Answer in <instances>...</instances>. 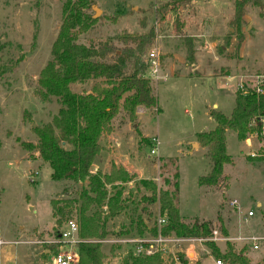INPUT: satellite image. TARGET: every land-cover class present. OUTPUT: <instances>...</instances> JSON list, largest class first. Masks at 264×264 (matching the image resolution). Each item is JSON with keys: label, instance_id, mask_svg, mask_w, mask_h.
I'll use <instances>...</instances> for the list:
<instances>
[{"label": "rangeland", "instance_id": "rangeland-1", "mask_svg": "<svg viewBox=\"0 0 264 264\" xmlns=\"http://www.w3.org/2000/svg\"><path fill=\"white\" fill-rule=\"evenodd\" d=\"M163 2L92 0L89 13L94 17L95 9L100 10L96 24L77 35L79 44H109L120 52L128 47L124 38L155 33L142 60L149 64L145 77L158 107H140L135 122L121 112L113 120L112 132L101 138L102 150L94 163L102 166L98 171L103 173L114 160L121 168L127 162L133 177L123 186L122 214L107 225L103 251L112 254L115 249L111 248L122 246L125 256L133 253L136 224L154 227L166 218L158 202L148 201L152 194L141 180L158 177L154 183L159 191H173L178 173L177 206L182 221L191 227L210 222L212 231L224 239L209 240L222 253L231 244L243 250L251 264L264 262V245L254 252L245 241L264 235V140H256L253 131L247 137H252L248 146L234 131H227V153L233 164L225 166L220 187L216 186L220 191L215 193L203 191L198 184L199 177L211 170L206 149L191 146L196 134L215 129L211 111L230 116L240 85L253 86L264 76V0L262 7L247 5L240 22L234 20V0H194L159 13ZM63 4L64 0H0V240L5 242L0 246V264H53L59 244L51 202L78 198L87 186L86 182L54 181L50 165L23 145H36L32 129L51 122L61 108L57 98L44 102L36 90L62 24ZM188 38L194 42V63L187 58ZM114 59L112 53L105 61ZM153 60L158 64V78L150 75ZM94 84L90 80L71 89L90 93ZM233 200L239 202V210L231 206ZM248 210L256 216L245 221ZM72 220L79 226L75 215ZM113 228L119 230V239L112 237ZM170 237V242L159 246L164 264L189 262L195 255L198 264L218 261L206 240ZM79 239L83 241L80 235Z\"/></svg>", "mask_w": 264, "mask_h": 264}, {"label": "trees", "instance_id": "trees-1", "mask_svg": "<svg viewBox=\"0 0 264 264\" xmlns=\"http://www.w3.org/2000/svg\"><path fill=\"white\" fill-rule=\"evenodd\" d=\"M162 1L159 13L190 4L194 0ZM249 4L262 7V0H234L235 21H241L244 8ZM91 8L92 0H64L62 24L52 46L51 59L39 75L36 90V95L44 102L57 98L61 108L51 122L32 129L38 139L36 145L23 144L26 149L38 152L50 165L54 181L87 183L78 198L54 199L51 202L57 237L74 215L77 218L79 235L83 240L77 245L80 255L78 264H104L107 256L101 241L108 235V223L123 212V186L133 180L129 172L121 167H113L107 174L100 171L93 173V165L102 150L101 138L112 132L113 120L121 112L124 111L130 121L135 122L140 107L149 110L158 107L152 84L145 77L149 64L142 60L144 50L152 44L155 33L150 31L131 39L124 38L123 42L128 47L120 52L109 44L101 47L79 44L77 35L88 32L96 24V18L89 13ZM129 43L135 47L129 46ZM112 53L115 59L106 62L105 58ZM187 58L194 63V42L190 39ZM90 80L95 81L90 93L72 91L73 84ZM263 114L264 93L250 92L244 95L240 90L236 93L235 107L230 116L217 110L211 111L210 116L216 122L215 129L196 134L197 143L206 149V156L211 163L210 172L198 179L199 186H218L224 176L225 166L233 164L232 156L227 153V131H234L238 140L244 141L257 128L251 126L252 122ZM178 179L179 175L176 174L173 191H159L153 181L141 180L151 191L152 196L148 201L160 204V213L166 216L167 223L150 229L144 225L141 230L139 226L143 224L138 222V237L175 235L178 238H198L206 240L212 254L221 262L251 264L243 250L237 251L228 244L222 253L209 240L213 236L210 222L191 227L182 221L177 206ZM166 183L170 184L168 181ZM108 187L113 190L112 195H109ZM123 263L164 264V260L161 252L151 256L132 253Z\"/></svg>", "mask_w": 264, "mask_h": 264}, {"label": "built area", "instance_id": "built-area-1", "mask_svg": "<svg viewBox=\"0 0 264 264\" xmlns=\"http://www.w3.org/2000/svg\"><path fill=\"white\" fill-rule=\"evenodd\" d=\"M159 74V68L158 64L152 61V66L150 67V75L153 76V78H158ZM264 76H260L257 80V82L251 86V85H240L241 93L246 95L250 92H255L257 94H263L264 93ZM252 127H257L254 131L255 134H253L254 138L256 140H264V114L258 118V120H254L251 124ZM248 146H251L252 144V137L247 138L245 140ZM152 153H155L154 150H152ZM251 156L255 157L256 154L254 152L251 153ZM232 207H239V202L237 200L231 201ZM256 216V212L254 210H248L244 214V220L248 221L251 218H254ZM167 223L166 218H161L159 221V225H165ZM79 231L80 228L78 224L74 220L68 221L64 228L61 230L60 235L57 237L56 243L59 244V247L56 252L53 253L54 255V262L53 264H78L80 260V255L77 247V243L80 242L79 239ZM224 238L220 236V233L217 230L213 231V236L211 237V240L213 242L216 241H223ZM170 238L163 237L159 235L156 238H148V239H140V240H132V242L135 244L134 253L136 255H144V256H151L157 252H161L159 249V246L164 245L165 243L170 242ZM79 241V242H78ZM249 246V248L254 251L258 252L262 245H264V235L261 236H252L249 238H246L245 240ZM4 241L0 240V246L4 245ZM217 264H222L221 261H217Z\"/></svg>", "mask_w": 264, "mask_h": 264}, {"label": "crops", "instance_id": "crops-1", "mask_svg": "<svg viewBox=\"0 0 264 264\" xmlns=\"http://www.w3.org/2000/svg\"><path fill=\"white\" fill-rule=\"evenodd\" d=\"M199 37V36H198ZM191 146H192V149L193 150H197V149H200V148H202L200 145H199V143H197V141L195 140L194 142H192L191 143ZM196 147V148H195ZM204 149V148H203ZM205 150V149H204ZM126 164H127V162H125ZM126 164H123V167L126 169V171H128V169H130V168H128L127 166H126ZM106 166V165H105ZM109 166V168H108V171L107 170H105L103 173H105V174H107V173H110L111 172V170H112V168L113 167H119L118 166V162H117V160L115 161L114 160V162H112L111 163V165H108ZM94 167H95V171H98V169L101 167L102 168V166H96V165H94ZM122 167V168H123ZM129 172V171H128ZM94 173V172H93ZM178 174V173H177ZM179 175V174H178ZM159 176V175H158ZM157 178L158 177H150V178H146V179H143V180H150V181H157ZM200 178V177H199ZM220 183H221V181H220ZM220 183H219V186L218 187H220ZM202 188V190L203 191H205V192H210V191H212V190H214V192L213 193H215V192H219L220 191V189H217L216 187H211V188H209V187H201ZM216 189V190H215ZM212 193V194H213ZM220 205H221V203H220ZM260 206V205H259ZM162 218H164V217H162ZM161 219V218H160ZM160 219L158 220V223H159V221H160ZM116 220V219H115ZM113 221L112 222V224H114L116 221ZM144 222H146L147 223V220L145 219L144 220ZM197 225H200V224H197ZM143 226L144 225H142V228H143ZM147 227L150 229L152 226H149V225H147ZM142 228H141V230H142ZM138 228L136 229V234L138 233ZM113 233H112V237H115V238H118L119 239V230H117L116 228H113ZM170 239H171V237H169ZM140 239H146V238H140V237H138V235H136V237H134L133 238V240H140ZM117 241H119V240H117ZM121 241H125L123 238L121 239ZM131 241V240H130ZM179 245H183V244H179ZM111 249H115V252H113L112 254H107V253H105L106 255H107V263L106 264H121V262H119L120 260H121V258H120V256H119V254L121 255L122 253H123V247L121 246H118L117 248H115V247H113V248H111ZM134 249H135V247H134ZM117 250V251H116ZM116 252H119V254L117 253L116 254ZM133 253H134V250H133ZM190 253H192V252H188V255H190ZM123 255V262H124V259L125 258H127V256H125V254H122ZM194 255H195V253H194ZM210 259H212V257L210 256V257H208L207 258V261H209ZM198 258H197V256L195 255V257H194V259L193 260H191V261H189V262H185V263H183V262H181V261H179L178 262V264H198ZM207 263V262H206ZM206 263H202V264H206ZM211 264H217V262L216 261H213V262H210ZM124 264V263H123Z\"/></svg>", "mask_w": 264, "mask_h": 264}, {"label": "water", "instance_id": "water-1", "mask_svg": "<svg viewBox=\"0 0 264 264\" xmlns=\"http://www.w3.org/2000/svg\"><path fill=\"white\" fill-rule=\"evenodd\" d=\"M96 10V15L94 16V18H97L98 17V15L100 14V10L99 9H95Z\"/></svg>", "mask_w": 264, "mask_h": 264}]
</instances>
